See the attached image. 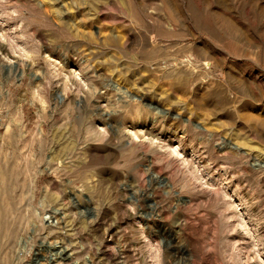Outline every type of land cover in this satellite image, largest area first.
<instances>
[{
	"label": "rangeland",
	"instance_id": "374dc122",
	"mask_svg": "<svg viewBox=\"0 0 264 264\" xmlns=\"http://www.w3.org/2000/svg\"><path fill=\"white\" fill-rule=\"evenodd\" d=\"M0 41V264H264V0H0Z\"/></svg>",
	"mask_w": 264,
	"mask_h": 264
},
{
	"label": "bare ground",
	"instance_id": "6f19581e",
	"mask_svg": "<svg viewBox=\"0 0 264 264\" xmlns=\"http://www.w3.org/2000/svg\"><path fill=\"white\" fill-rule=\"evenodd\" d=\"M0 43H1V41H0ZM135 137H136V136H135ZM177 153H178V151L176 152V154H177ZM210 196L214 197L215 194L213 195V193L211 192V193H209V197H210ZM230 197H233V195H230ZM232 200H233V201H232L233 203H236L237 207L240 206V203H239L240 200H239V199L233 198ZM233 203H232V204H233ZM229 206H231V203L229 204ZM184 233H185V235H188L187 232H184ZM50 247H51V248H52V247H57V244H55V245H51ZM153 247H154V245H153ZM154 248H155V249H154ZM154 248H153L154 251H155V252H154V253H155L154 256L156 257L157 262H158V264H162V262H161V260H160V257H161V247H160V245H157V244H156V246H155ZM63 249H65V248L63 247L62 249H60L59 252L62 253V252L64 251ZM153 249H152V251H153ZM49 250H50V249H49ZM257 252H259V251L257 250ZM56 253H57V252H56ZM56 253H55V254H56ZM62 254H63V253H62ZM259 255H260V254H259ZM53 256H54V255H53ZM60 258H61V257H60ZM60 258H59V259H60ZM63 260H64V259H63ZM57 261H58V260H57ZM60 261H61V260H60Z\"/></svg>",
	"mask_w": 264,
	"mask_h": 264
}]
</instances>
